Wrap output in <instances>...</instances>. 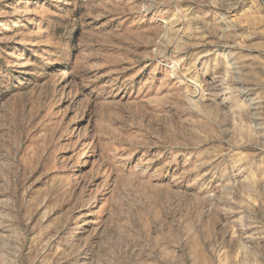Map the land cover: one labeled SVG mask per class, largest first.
Returning <instances> with one entry per match:
<instances>
[{
	"label": "rangeland",
	"instance_id": "1",
	"mask_svg": "<svg viewBox=\"0 0 264 264\" xmlns=\"http://www.w3.org/2000/svg\"><path fill=\"white\" fill-rule=\"evenodd\" d=\"M0 264H264V0H0Z\"/></svg>",
	"mask_w": 264,
	"mask_h": 264
}]
</instances>
